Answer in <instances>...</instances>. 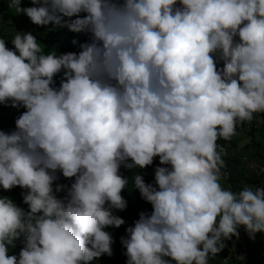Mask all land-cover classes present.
Returning <instances> with one entry per match:
<instances>
[{
	"label": "clouds",
	"instance_id": "1",
	"mask_svg": "<svg viewBox=\"0 0 264 264\" xmlns=\"http://www.w3.org/2000/svg\"><path fill=\"white\" fill-rule=\"evenodd\" d=\"M112 260L264 264V0H0V264Z\"/></svg>",
	"mask_w": 264,
	"mask_h": 264
},
{
	"label": "trees",
	"instance_id": "2",
	"mask_svg": "<svg viewBox=\"0 0 264 264\" xmlns=\"http://www.w3.org/2000/svg\"><path fill=\"white\" fill-rule=\"evenodd\" d=\"M250 147V145H248L247 146V148H249ZM229 163L227 162V164L225 165V167H224V170L222 171L223 173H224V176H226L225 175V172H226V170L228 169L227 168V165H228ZM238 175V174H237ZM230 178H228V180H229ZM111 264H119V263H116V262H114L113 260L111 261Z\"/></svg>",
	"mask_w": 264,
	"mask_h": 264
}]
</instances>
